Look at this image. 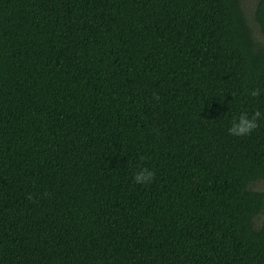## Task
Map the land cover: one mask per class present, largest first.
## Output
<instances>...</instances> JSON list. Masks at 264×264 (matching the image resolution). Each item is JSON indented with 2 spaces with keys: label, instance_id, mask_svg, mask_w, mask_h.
<instances>
[{
  "label": "trees",
  "instance_id": "obj_1",
  "mask_svg": "<svg viewBox=\"0 0 264 264\" xmlns=\"http://www.w3.org/2000/svg\"><path fill=\"white\" fill-rule=\"evenodd\" d=\"M245 13L0 0V264H264V119L227 131L264 113V0Z\"/></svg>",
  "mask_w": 264,
  "mask_h": 264
},
{
  "label": "clouds",
  "instance_id": "obj_2",
  "mask_svg": "<svg viewBox=\"0 0 264 264\" xmlns=\"http://www.w3.org/2000/svg\"><path fill=\"white\" fill-rule=\"evenodd\" d=\"M261 93V89L253 88L249 95L257 97ZM264 119V113L259 110L249 115L247 112H241L233 118L231 126L227 129L229 135L243 137L252 134L259 126L258 121ZM155 172L148 167H140L133 175V180L137 184L148 185L154 181ZM44 195H48L45 193ZM29 200H33L32 194L28 196Z\"/></svg>",
  "mask_w": 264,
  "mask_h": 264
},
{
  "label": "rangeland",
  "instance_id": "obj_3",
  "mask_svg": "<svg viewBox=\"0 0 264 264\" xmlns=\"http://www.w3.org/2000/svg\"><path fill=\"white\" fill-rule=\"evenodd\" d=\"M255 3H256V0H242V5H243V8H244V12H246L245 16H246L247 22H248V24L250 26H251L252 22H254L252 13H253V9H254ZM253 188L256 189V190L264 191V180H257L255 182V184L253 185Z\"/></svg>",
  "mask_w": 264,
  "mask_h": 264
}]
</instances>
